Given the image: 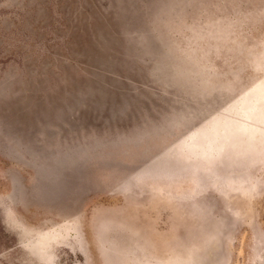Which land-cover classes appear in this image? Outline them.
I'll return each mask as SVG.
<instances>
[{
    "label": "rangeland",
    "instance_id": "rangeland-1",
    "mask_svg": "<svg viewBox=\"0 0 264 264\" xmlns=\"http://www.w3.org/2000/svg\"><path fill=\"white\" fill-rule=\"evenodd\" d=\"M0 264H264V0H0Z\"/></svg>",
    "mask_w": 264,
    "mask_h": 264
}]
</instances>
